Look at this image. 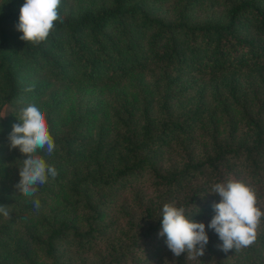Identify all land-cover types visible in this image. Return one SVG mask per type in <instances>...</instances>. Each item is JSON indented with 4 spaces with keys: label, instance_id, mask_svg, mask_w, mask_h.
Returning <instances> with one entry per match:
<instances>
[{
    "label": "trees",
    "instance_id": "obj_1",
    "mask_svg": "<svg viewBox=\"0 0 264 264\" xmlns=\"http://www.w3.org/2000/svg\"><path fill=\"white\" fill-rule=\"evenodd\" d=\"M6 2L0 264H264V219L239 252L207 228L217 182L250 184L264 211V0H61L62 22L39 44L19 39ZM204 4L216 10L201 17ZM29 102L46 113L56 148L38 154L58 173L34 197L15 188L26 157L7 139ZM165 203L205 224L198 260L158 236Z\"/></svg>",
    "mask_w": 264,
    "mask_h": 264
},
{
    "label": "clouds",
    "instance_id": "obj_2",
    "mask_svg": "<svg viewBox=\"0 0 264 264\" xmlns=\"http://www.w3.org/2000/svg\"><path fill=\"white\" fill-rule=\"evenodd\" d=\"M61 0H23L18 21L14 25L22 41L39 44L47 39L57 21L62 22ZM31 91V89H27ZM4 116V115H3ZM2 116V117H3ZM0 117V118H2ZM7 139L9 148L17 149L26 158L21 161L19 180L15 188L25 197H34L38 186L57 176V170L46 162L39 152L51 156L56 148L44 109L35 102L22 106ZM210 194L219 196L211 205L213 215L207 228L214 231L220 243L217 248L228 253L249 247L256 239L257 229L264 219V211L257 206V194L250 184L228 179L211 186ZM39 210L40 201L32 200ZM0 215L8 217L9 210L0 205ZM158 236L164 238L167 249L174 258L186 253V259L198 260L204 255L209 237L203 222L186 215V209L165 203L160 212ZM165 264L168 261L165 260Z\"/></svg>",
    "mask_w": 264,
    "mask_h": 264
},
{
    "label": "rangeland",
    "instance_id": "obj_3",
    "mask_svg": "<svg viewBox=\"0 0 264 264\" xmlns=\"http://www.w3.org/2000/svg\"><path fill=\"white\" fill-rule=\"evenodd\" d=\"M1 1V0H0ZM5 4L7 3L6 0H4ZM10 3V7L11 8H16L17 10L20 9V7L23 4V0H9ZM168 3V2H167ZM205 6H202L200 8V10L198 11V14L202 17V16H208L210 14H212L214 12V10H216V7L213 6H208V4H204ZM7 6V5H6ZM5 6V7H6ZM96 93L92 94L94 96L96 95H100L102 98L105 96V98L107 97L106 94L98 91L97 89H95ZM85 101V100H84ZM10 107L7 105H4L1 109H0V118L3 119L7 116V113L9 112ZM133 184H135V182L131 181L129 182L123 189L122 191H120V193H118L113 200L106 206V208L104 209V213H107L106 215H109L110 213L112 215H114L115 210H116V206L121 202L125 201L127 202L132 195V191L130 190L133 187ZM136 185V184H135Z\"/></svg>",
    "mask_w": 264,
    "mask_h": 264
}]
</instances>
